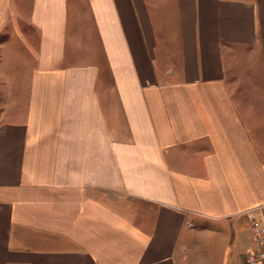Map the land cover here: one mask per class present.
Segmentation results:
<instances>
[{"label": "crops", "instance_id": "1", "mask_svg": "<svg viewBox=\"0 0 264 264\" xmlns=\"http://www.w3.org/2000/svg\"><path fill=\"white\" fill-rule=\"evenodd\" d=\"M264 211V0H0V264H246Z\"/></svg>", "mask_w": 264, "mask_h": 264}, {"label": "built area", "instance_id": "2", "mask_svg": "<svg viewBox=\"0 0 264 264\" xmlns=\"http://www.w3.org/2000/svg\"><path fill=\"white\" fill-rule=\"evenodd\" d=\"M249 217L253 242H256L258 248L249 254L246 264H264V211L259 209Z\"/></svg>", "mask_w": 264, "mask_h": 264}]
</instances>
